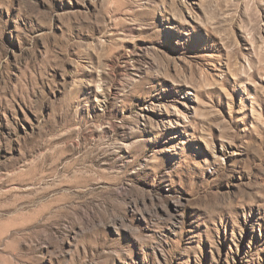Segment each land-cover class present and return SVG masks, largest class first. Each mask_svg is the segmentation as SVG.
<instances>
[{
    "label": "rangeland",
    "instance_id": "obj_1",
    "mask_svg": "<svg viewBox=\"0 0 264 264\" xmlns=\"http://www.w3.org/2000/svg\"><path fill=\"white\" fill-rule=\"evenodd\" d=\"M0 264H264V0H0Z\"/></svg>",
    "mask_w": 264,
    "mask_h": 264
}]
</instances>
